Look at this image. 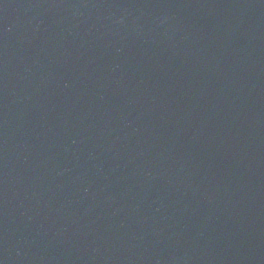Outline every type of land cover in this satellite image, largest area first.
Masks as SVG:
<instances>
[{
    "label": "water",
    "instance_id": "1",
    "mask_svg": "<svg viewBox=\"0 0 264 264\" xmlns=\"http://www.w3.org/2000/svg\"><path fill=\"white\" fill-rule=\"evenodd\" d=\"M0 264H264V0H0Z\"/></svg>",
    "mask_w": 264,
    "mask_h": 264
}]
</instances>
